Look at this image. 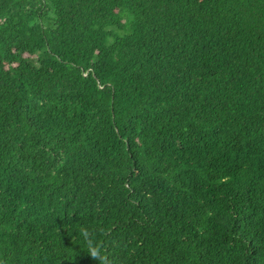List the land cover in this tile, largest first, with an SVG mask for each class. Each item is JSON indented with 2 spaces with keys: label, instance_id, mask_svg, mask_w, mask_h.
<instances>
[{
  "label": "trees",
  "instance_id": "obj_1",
  "mask_svg": "<svg viewBox=\"0 0 264 264\" xmlns=\"http://www.w3.org/2000/svg\"><path fill=\"white\" fill-rule=\"evenodd\" d=\"M0 264H264V0H0Z\"/></svg>",
  "mask_w": 264,
  "mask_h": 264
}]
</instances>
